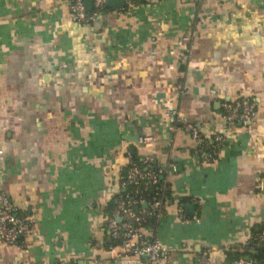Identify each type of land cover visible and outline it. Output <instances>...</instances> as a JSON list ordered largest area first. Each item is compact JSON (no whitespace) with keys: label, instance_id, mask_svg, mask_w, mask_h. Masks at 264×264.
Masks as SVG:
<instances>
[{"label":"crops","instance_id":"1","mask_svg":"<svg viewBox=\"0 0 264 264\" xmlns=\"http://www.w3.org/2000/svg\"><path fill=\"white\" fill-rule=\"evenodd\" d=\"M123 3L83 25L67 0H0V193L33 222L18 244L0 241V264H116L106 208L133 156L170 189L144 225L169 249L155 264H202L211 248L208 264H228L223 250L264 226V0ZM240 97L255 116L227 126L223 104ZM147 131L154 148L138 144Z\"/></svg>","mask_w":264,"mask_h":264},{"label":"built area","instance_id":"2","mask_svg":"<svg viewBox=\"0 0 264 264\" xmlns=\"http://www.w3.org/2000/svg\"><path fill=\"white\" fill-rule=\"evenodd\" d=\"M70 5L73 21L83 25H93L98 19L104 15L102 8L109 0H93V11L89 12L86 7V0H67ZM133 3L132 0H128ZM193 36L183 38V44L187 47L189 53L187 58L193 56ZM216 94L215 91L212 92ZM256 105L251 101L240 97L233 102L223 104L224 120L227 126L235 124H248L251 122L256 113ZM169 116H173L181 129L189 135L193 140L200 141L201 135L199 126L187 122L183 114L178 110H170ZM224 139L222 135H216L211 139L210 143L201 145L200 155H202L203 163H211L218 157L221 145ZM139 146L146 148H154L156 139L151 135H143L138 139ZM161 170H155L153 167L142 169L139 164L132 160L127 170L126 179L122 183L124 193L116 196L113 203L116 206L108 219V229L111 238L116 246L112 248V256L116 260V264H155L161 257L169 254V249L164 247L157 239L147 238L143 234L145 221L149 218L159 219L164 213L166 205L165 193L167 187L161 186L160 175ZM144 187L142 190L140 187ZM130 187L134 188L129 191ZM155 189L161 191L157 198H150L146 195L148 190ZM146 205V207H144ZM141 208L145 210H141ZM182 209L180 208V216ZM188 224L189 220L183 219ZM198 222V221H197ZM33 222L24 220L18 215L9 197L0 193V241L14 245L25 238L32 227ZM257 246L264 245V233L256 237ZM119 248L118 253L116 250ZM213 249L206 251L198 258L202 264L209 263V257L213 253ZM224 253L227 250H223ZM231 264H256L239 259Z\"/></svg>","mask_w":264,"mask_h":264},{"label":"trees","instance_id":"3","mask_svg":"<svg viewBox=\"0 0 264 264\" xmlns=\"http://www.w3.org/2000/svg\"><path fill=\"white\" fill-rule=\"evenodd\" d=\"M148 0H132V4H146ZM111 10L106 8L105 6L102 8V13H108ZM132 161L136 164H139L142 169H146L148 167H152L149 162H147L146 160H141L139 159L137 156H133ZM165 174L163 173L162 175H160V185L163 186L165 185L167 187V192L165 193V199L166 201H168V197L170 195V189L168 184L166 183L165 180ZM142 190H144V187H140ZM134 188L130 187L129 191H133ZM157 194H161V191L158 192V190H156V188L154 189H150L148 190V193H146V195L150 198H157L159 197V195ZM116 208V206L114 205V203H110L108 205V207L106 208V212L108 214H111L114 209ZM152 221V218H149L145 221L144 225H147L148 223H150ZM264 233V226L261 227V229L259 231H255L252 234V239H250L249 243L247 245L244 246H240L239 248H236V250H227L225 252L226 257L228 259V264L233 263L236 260L239 259H244L246 260L247 258H249L250 262H254L256 264H264V245L262 246H257V239L256 237L260 234ZM240 250V251H239ZM242 250V251H241ZM255 252H252V251Z\"/></svg>","mask_w":264,"mask_h":264},{"label":"water","instance_id":"4","mask_svg":"<svg viewBox=\"0 0 264 264\" xmlns=\"http://www.w3.org/2000/svg\"><path fill=\"white\" fill-rule=\"evenodd\" d=\"M93 0H86V7L89 12L93 10ZM105 6L107 8H113V9H121L124 7L123 0H109ZM146 135H150V132L147 131ZM146 207V205H144ZM195 209V205L189 203L186 205V211L191 215L193 213V210Z\"/></svg>","mask_w":264,"mask_h":264}]
</instances>
